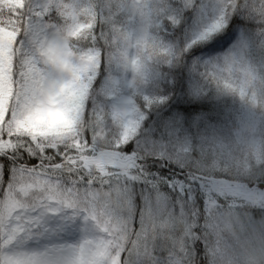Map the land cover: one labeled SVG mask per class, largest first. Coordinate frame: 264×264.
Here are the masks:
<instances>
[{"label": "snow or ice", "instance_id": "snow-or-ice-1", "mask_svg": "<svg viewBox=\"0 0 264 264\" xmlns=\"http://www.w3.org/2000/svg\"><path fill=\"white\" fill-rule=\"evenodd\" d=\"M175 8L0 0V264H264V69L186 63L233 16L264 37V0ZM194 13L174 50L120 20L179 33ZM223 94L253 111L237 119Z\"/></svg>", "mask_w": 264, "mask_h": 264}, {"label": "trees", "instance_id": "trees-1", "mask_svg": "<svg viewBox=\"0 0 264 264\" xmlns=\"http://www.w3.org/2000/svg\"><path fill=\"white\" fill-rule=\"evenodd\" d=\"M179 0H152L153 5L157 10L167 9L169 11H176L175 3ZM215 15V10L210 9L207 11V16ZM196 16L194 13L193 16H190L188 19V24L185 27H181L179 33L177 30L171 26H167L163 21H149L145 23L144 21L137 18H131L129 16H122L120 20L122 23L128 26V28L134 33H140L146 31L149 36L156 39L159 43H162L170 50H174L177 47L183 45V42L188 38L191 32L196 26V20L193 17ZM200 20L204 19V13L200 14ZM231 19H241L240 17L233 16ZM231 19L227 22L225 27L220 31L216 32L214 35L216 37H223L219 44H217L211 51L204 53H197L196 56L190 60H187L186 63H193L195 61H215L217 63H222L225 56L229 54H236L243 59L245 63H250L257 69H264V64L260 61L259 55L255 50H252L251 47H247L244 43V32L248 29L252 31L259 32L258 39H261L260 42L264 43V37L261 36L258 29H253L247 26L244 21L241 19V22L232 25ZM231 29V31H229ZM211 41H208L210 43ZM237 46L241 47L235 49ZM241 53V54H240ZM150 68L158 72L161 77L165 76L170 71L177 70V66L172 63H167L163 58L157 57L150 62ZM116 75H119L121 79L130 78V74H125L119 71H115ZM186 76H191V73L185 72ZM163 81L161 80V83ZM187 83V81H186ZM98 90H102L106 86V78L101 79L99 76L94 82ZM154 83L153 79L149 77L143 85H141L142 93L147 94L153 91ZM214 99L218 101L222 107L228 110L234 117L237 119L242 117L249 112V108L242 105L235 95L232 94H223L215 96ZM256 114H259V110H255Z\"/></svg>", "mask_w": 264, "mask_h": 264}, {"label": "rangeland", "instance_id": "rangeland-1", "mask_svg": "<svg viewBox=\"0 0 264 264\" xmlns=\"http://www.w3.org/2000/svg\"><path fill=\"white\" fill-rule=\"evenodd\" d=\"M243 34L244 43L246 44V46L251 47L252 50H255L259 55L260 61L264 64V43H261V39H258L259 32L248 29ZM239 48L241 47L237 46L235 49L237 50ZM251 110L252 109L249 108V112H251Z\"/></svg>", "mask_w": 264, "mask_h": 264}]
</instances>
